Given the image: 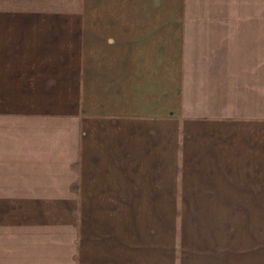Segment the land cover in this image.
I'll list each match as a JSON object with an SVG mask.
<instances>
[{
  "label": "crops",
  "instance_id": "crops-1",
  "mask_svg": "<svg viewBox=\"0 0 264 264\" xmlns=\"http://www.w3.org/2000/svg\"><path fill=\"white\" fill-rule=\"evenodd\" d=\"M0 264H264V0L0 6Z\"/></svg>",
  "mask_w": 264,
  "mask_h": 264
},
{
  "label": "rangeland",
  "instance_id": "rangeland-1",
  "mask_svg": "<svg viewBox=\"0 0 264 264\" xmlns=\"http://www.w3.org/2000/svg\"><path fill=\"white\" fill-rule=\"evenodd\" d=\"M36 1L40 0H0V6H9V7H21V6H32L36 5ZM54 3V2H52ZM185 209L175 207L174 209H168V208H160L158 209V215H182L184 213ZM234 209L231 208H223L222 209V215L224 217H230L232 213L234 214ZM257 209H235L239 214H251L254 213ZM174 212V213H173ZM148 214H150V209H148Z\"/></svg>",
  "mask_w": 264,
  "mask_h": 264
}]
</instances>
